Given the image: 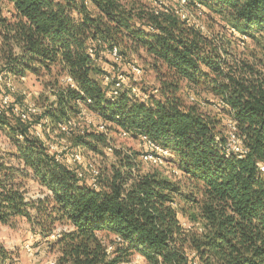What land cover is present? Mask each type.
<instances>
[{"label": "trees", "instance_id": "16d2710c", "mask_svg": "<svg viewBox=\"0 0 264 264\" xmlns=\"http://www.w3.org/2000/svg\"><path fill=\"white\" fill-rule=\"evenodd\" d=\"M5 1L14 10H0V72L51 75L56 99L26 121L12 106L0 114L15 147L0 154V225L24 217L48 239L67 222L53 239L57 264H138L136 253L139 264H264V0H189L187 8L215 20L208 31L172 6L157 12L143 0ZM115 46L151 59L159 88L146 101L131 85L110 93L114 81L105 77L114 73L96 62L115 64ZM66 75L75 86L63 82ZM212 103L224 114L208 110ZM81 104L106 130L78 126L71 146L116 156L100 166L98 188L88 171L78 176L83 165L58 161L46 145ZM226 115L248 149L242 156L226 150ZM45 118L52 132L37 138L35 124ZM117 129L147 135L171 155L156 165L142 152L117 149L110 135ZM31 179L49 191L43 198L27 196ZM103 231L113 235L109 243ZM10 254L0 241V262Z\"/></svg>", "mask_w": 264, "mask_h": 264}, {"label": "rangeland", "instance_id": "374dc122", "mask_svg": "<svg viewBox=\"0 0 264 264\" xmlns=\"http://www.w3.org/2000/svg\"><path fill=\"white\" fill-rule=\"evenodd\" d=\"M143 1L150 3L154 7H163V5L172 6L174 8L180 7L178 0ZM0 10L4 15H10L14 8L9 2L0 0ZM185 10L192 15L193 19L203 24L207 31L209 30L210 26L213 25V21H215L207 13L208 11H203L205 9L202 10L193 8L190 10V8L186 7ZM123 58L124 60H122L120 64H118L119 66L117 68L119 69V71L126 75V85L136 86L138 90L148 94L156 93L154 90L156 88H159V82L157 80L155 71L151 66L150 62L152 61L147 56V54L143 50H141L139 53L135 51H129L127 53H123ZM96 64L98 67L103 68L104 70H108L107 72L111 73H114L117 69L113 68V63L111 62L110 57L98 59ZM134 64H138L142 67V72L140 74H136L133 71L132 66ZM8 78L12 79L15 86V91L12 93L15 102H18L20 104H28L30 102L42 108V106H46L56 99L55 95L51 93V90L49 88L51 86L50 81L54 78L51 75L47 74L39 79L37 76H34L32 74L25 76H11ZM2 87L4 89L7 88V86L5 85H2ZM183 94L186 99V91ZM203 95L205 97L208 96L212 100H215L212 95L205 93ZM80 107L82 111L75 116V118H77L79 122L80 127L77 130H96L97 127H99L100 122L98 114L84 104H81ZM207 109L211 110V112L214 114L223 113L222 109L215 107L214 103H212L209 108L207 107ZM228 117L229 116L227 115L224 117L225 124ZM57 135L59 137L62 136L61 133H58ZM110 135L114 138L113 144L117 149L132 150L137 154L141 153L144 149L140 138L137 136H131L130 134L123 135L118 131V129L111 132ZM55 137L56 136H53L52 138L55 139L54 141H56ZM72 142L73 137H69L67 143L71 144ZM14 149L15 147L12 143L11 138L2 128H0V154L3 156H7L9 152H12ZM88 153H90L91 156L88 154L86 155L88 157L94 158L97 165L101 166L102 168L112 165L116 160V156L114 155V152L112 153V151H108L107 154L104 155H94L92 152ZM13 162L17 163V161ZM144 166L148 167L147 164H145ZM26 189L27 196L32 198H43L49 192L45 186L40 185L33 179L28 181ZM56 228L68 229L69 224L67 222H58ZM99 234L100 237L108 243L114 238L113 235L108 233L107 231H103ZM0 241L3 242L7 250L11 253L10 258H8L7 260L14 261L17 264H49L50 260H57L58 255L60 254L55 241L51 238H44L41 234H39L38 227L33 225L32 222L24 217L16 218L15 222H13V225L11 226L1 224ZM28 244H30L33 248V252H29L27 250L26 245ZM139 257L142 259L139 253L134 254V261L132 262L135 263V261L138 260Z\"/></svg>", "mask_w": 264, "mask_h": 264}, {"label": "built area", "instance_id": "2783aa9c", "mask_svg": "<svg viewBox=\"0 0 264 264\" xmlns=\"http://www.w3.org/2000/svg\"><path fill=\"white\" fill-rule=\"evenodd\" d=\"M189 0H178L180 7L175 8L176 12L184 19H187L190 22H195L197 26L201 27L203 30H205V26L199 22H197L195 19H193L192 15L188 13L185 8L186 4ZM157 12L164 10L169 11V6L163 5V7L159 6L156 7ZM90 56L93 59H96V53L94 52L93 48L89 49ZM109 53L112 55L115 64L113 63V68H117L123 58V54L121 53L119 47L115 46L112 49L109 50ZM133 71L136 74H140L142 72V67L138 64H134L132 66ZM111 79L114 81L111 87V94L114 96H118L125 88H126V75L123 74L119 69L117 68L114 72V77L112 78L110 75H107L105 77L106 81H111ZM63 82L70 83L72 86H75L74 79L66 75L63 77ZM2 85L7 86L6 89L3 90ZM15 91V86L13 84V81L11 78H5L4 74L0 72V114L8 107L12 106L13 113L17 115L22 120L26 121L31 118V116L39 114L42 111V108L38 107L34 103H26V104H20V103H14V99L12 96V93ZM138 88L136 86H132V93L135 95L136 99L139 100H147L149 98V94L145 92H139ZM155 92L158 91V88L154 90ZM190 99L195 100V95L193 93L190 94ZM91 102V100H89ZM215 107L219 108V105L214 103ZM79 122L77 118L73 117L68 119L63 124L59 125V128L54 130L52 132L51 127L49 125V119L45 118L44 120H41L40 122H37L34 127V134L37 138H43L44 134L47 132H52L56 137L55 139H50L46 142V145L50 152H53L56 156V159L58 161H65L67 163L77 164V165H83L82 169H78V176L80 178H83L85 176V172H89L90 181L92 183V186L94 188H98V179L101 174V168L97 163L95 162V159L92 157H88L86 154L90 155V153H86L81 147L74 148L71 146L68 142V138L70 137L72 131L76 128H78ZM226 126L229 133L228 141H227V151L233 152L239 156H242L245 154L248 149L244 145L243 139L238 134V127L236 124V121L233 119V117H228L226 119ZM100 130H106V124L105 122H101V124L98 127ZM65 133L64 136L59 137L58 133ZM123 135H129V132L123 131ZM20 138L22 136L20 135ZM144 149L141 153V159L145 162H148L150 164H163L165 163V158L170 156L171 153L169 150H166L162 147H160L154 140H152L147 135H140L139 136ZM261 170L264 171V166H261ZM176 173H179L178 170H175ZM184 224H187L184 222ZM188 227L190 225L187 224ZM68 229H61L56 228L52 234L49 236L51 239H56L63 231H66ZM117 240H121L120 236H116ZM26 248L29 252H33V248L30 244L26 245ZM112 250V245H108V252ZM142 259L139 257L138 260L135 261V263H140ZM0 264H17L14 261L6 260L4 262H0ZM49 264H57V260H50ZM72 264V263H68Z\"/></svg>", "mask_w": 264, "mask_h": 264}]
</instances>
